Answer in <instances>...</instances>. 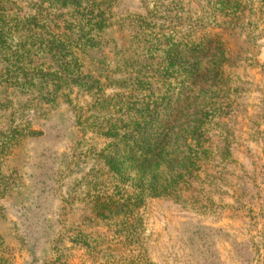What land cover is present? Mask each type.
I'll return each instance as SVG.
<instances>
[{"label":"rangeland","instance_id":"1","mask_svg":"<svg viewBox=\"0 0 264 264\" xmlns=\"http://www.w3.org/2000/svg\"><path fill=\"white\" fill-rule=\"evenodd\" d=\"M103 3L90 46L61 10L60 56L0 74V264H264V0ZM146 106L153 195L122 158Z\"/></svg>","mask_w":264,"mask_h":264},{"label":"trees","instance_id":"2","mask_svg":"<svg viewBox=\"0 0 264 264\" xmlns=\"http://www.w3.org/2000/svg\"><path fill=\"white\" fill-rule=\"evenodd\" d=\"M22 1L0 0V66L4 65V68H0V74H4L9 66L15 65L19 66L16 67L18 70L16 73L23 79L28 74L24 71V66L31 65L30 57L49 55L54 60L60 56L62 49L66 48L65 42L62 41L60 34L53 32V29L56 28L54 16L60 14L61 10L71 11L68 13V20L63 17L61 23L59 22L63 25V31L76 29L77 40L79 42L84 40L87 46H90L89 43L95 37L91 32L94 29H102L105 23L103 0H31L32 8L35 10L32 15L26 14L20 7ZM10 43L16 44L12 50ZM207 43L208 47H205L207 50L201 60H205L211 52L218 51L217 41L207 40ZM6 55H9V58H6ZM202 70L206 83L209 82V78H214L215 75L211 77L210 74L215 70H209L208 67ZM150 109L146 106L142 112H136L137 120L131 124L132 129L130 125L125 128L122 136L125 149L122 158L136 164L137 171L134 176L140 185L137 190L144 193L150 189L149 194L153 195L159 192V189H163L167 182L169 159L168 154L152 153L149 144L151 138L149 125L151 126L154 116H158V113ZM151 167L154 168L152 173L147 170ZM162 167L164 169L159 171ZM145 177L149 180L148 184H144Z\"/></svg>","mask_w":264,"mask_h":264}]
</instances>
